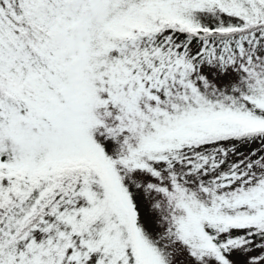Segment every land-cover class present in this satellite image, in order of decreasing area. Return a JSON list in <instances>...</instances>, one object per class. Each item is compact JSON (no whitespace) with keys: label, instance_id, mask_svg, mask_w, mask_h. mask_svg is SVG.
Listing matches in <instances>:
<instances>
[{"label":"snow or ice","instance_id":"1","mask_svg":"<svg viewBox=\"0 0 264 264\" xmlns=\"http://www.w3.org/2000/svg\"><path fill=\"white\" fill-rule=\"evenodd\" d=\"M0 264H264V0H0Z\"/></svg>","mask_w":264,"mask_h":264}]
</instances>
